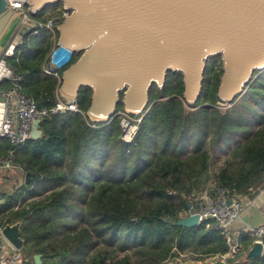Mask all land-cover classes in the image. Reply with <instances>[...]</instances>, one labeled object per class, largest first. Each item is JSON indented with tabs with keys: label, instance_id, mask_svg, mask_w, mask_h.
Segmentation results:
<instances>
[{
	"label": "trees",
	"instance_id": "1",
	"mask_svg": "<svg viewBox=\"0 0 264 264\" xmlns=\"http://www.w3.org/2000/svg\"><path fill=\"white\" fill-rule=\"evenodd\" d=\"M46 9L33 16L44 20ZM50 46L51 33L34 28L10 60L21 76L22 92L39 107L56 102L57 79L43 74L41 64ZM217 60L221 56L206 62L194 103L182 97L180 73L168 71L162 88L153 84L150 106L129 143L121 139L118 114L106 122L86 116L88 87L78 92V111L40 120L41 135L15 151L14 163L28 180L12 192H0L3 223L20 222L23 264H34L35 254H41V264H158L173 248L203 254L226 251L223 236L207 227V221L192 227L176 224L187 214V203L196 205L188 197L206 186L207 144L210 150L231 147V161L218 174L219 185L240 193L263 180L264 70H256L243 96L221 111L214 106L221 101L217 87L222 65L215 70ZM119 110H124L121 102ZM12 148L0 137V155ZM30 197L37 198L16 208ZM241 240L245 247L250 243L245 234ZM100 245L102 249L91 253ZM117 250L128 252L115 258ZM229 264H264V254L250 261L237 257Z\"/></svg>",
	"mask_w": 264,
	"mask_h": 264
},
{
	"label": "water",
	"instance_id": "2",
	"mask_svg": "<svg viewBox=\"0 0 264 264\" xmlns=\"http://www.w3.org/2000/svg\"><path fill=\"white\" fill-rule=\"evenodd\" d=\"M21 1L33 14L60 1L70 9L58 26L59 42L80 55L62 70L59 91L76 99L80 88L88 87L86 116L92 122L113 118L119 102L126 111L143 112L150 87L162 88L168 71L182 75L184 101L196 102L206 60L212 56H221L217 95L226 102L243 94L256 70H264V0ZM32 30L21 10L0 0V59L12 56ZM39 122H33L32 139L41 135ZM25 177L27 181V173ZM198 220L199 214L192 213L176 224L192 227ZM2 233L17 249L24 246L20 222L5 224ZM260 256L262 245L256 242L245 260ZM33 260L41 264V254Z\"/></svg>",
	"mask_w": 264,
	"mask_h": 264
},
{
	"label": "built area",
	"instance_id": "3",
	"mask_svg": "<svg viewBox=\"0 0 264 264\" xmlns=\"http://www.w3.org/2000/svg\"><path fill=\"white\" fill-rule=\"evenodd\" d=\"M8 1L12 9L23 12V18L32 24L33 29L44 28L51 33L52 42L42 64V72L57 79V88L55 104L51 107H39L31 96L22 92L19 84L21 76L7 58L11 56H7L5 60L0 59V83L8 82V86H0V97L3 98V106H0V137L7 138L13 147L6 154L0 155L1 173H11L18 168L23 171L22 167L14 163L15 151L31 138L33 122L36 119L41 120L44 117L67 110L78 111L76 99L67 98L61 95L59 91L61 85L60 71L71 62L74 55L73 50H69L59 42L58 35L59 23L70 14V9L62 4L57 16L59 21L52 18L38 20L30 16L29 12L32 11H28L21 0ZM121 114L123 115L120 120L121 139L129 143L138 129L142 116H139V113L126 110H123ZM194 201L196 205L194 208L188 209V214L198 213L199 223L207 221V227L218 230L224 238L226 251L215 254L191 253L189 263L176 262L175 264H204L218 259L222 260L224 264H229L231 259L238 256L245 259L247 251L256 242L261 243L262 255L264 254V222L242 223L240 226H236L247 205L253 203L252 198L243 200L238 193L216 184L213 188L197 194ZM3 227L4 225H0V264H22L20 249L14 247L6 239L2 233ZM243 234L250 238V243L246 247L241 240ZM179 254L181 255V253Z\"/></svg>",
	"mask_w": 264,
	"mask_h": 264
},
{
	"label": "rangeland",
	"instance_id": "4",
	"mask_svg": "<svg viewBox=\"0 0 264 264\" xmlns=\"http://www.w3.org/2000/svg\"><path fill=\"white\" fill-rule=\"evenodd\" d=\"M61 8H62V6L58 7L57 5L48 6L47 9H46V12L44 13V15H45V19L44 20H46L48 18L56 19L57 16H58L59 11L61 10ZM28 11H29V9H28ZM29 13L34 15L32 12H29ZM31 17H34V18H36L38 20H42V19H39V18H37L35 16H31ZM51 42H52V35H51ZM49 49H48V51H49ZM48 51H47V53H48ZM47 53H46V55H47ZM46 55H44V58H43L41 64H43ZM12 59H13V57H10L9 61L12 60ZM221 65H222V60H221V62L219 60H217L215 62V64H214V69L217 70ZM242 96H243V94L240 95L238 97V99L241 98ZM238 99L234 103H232L230 101L226 102V101H223V100L217 101L214 106L218 107L219 110L224 111L227 108H229L230 106H232L233 104H235L238 101ZM202 105L207 106V105H209V103L208 102H204ZM147 106H150L149 103H148ZM186 107L188 109H192L193 108L191 106H188L187 104H186ZM147 108L143 112H140L139 116L140 115L143 116L145 114V112L147 111ZM122 112H123V110L122 111L119 110L118 117L120 118V120H121V117H123V115L121 114ZM120 120H119V122H120ZM121 135H122V132H121ZM208 137H209V140H210V135ZM206 147L208 148V152H209V156H210L209 157L207 183H206V186L203 189L197 191L194 195H190L188 197V199L190 201L191 200L194 201L197 194H199L201 192H204V191H207V190L213 188L216 184H218L217 183L218 182V174H219L220 170L223 167H225L231 161V157H230L231 147L225 146L223 148L222 147L216 148L215 150H212V149L210 150L209 144H207ZM185 154H187V153H185ZM24 174H25L24 170L22 171V170H20V168H18L17 170L11 171V173L10 172H5V173H1L0 172V192H12L15 188H17L18 186L23 184L24 183V178H25ZM262 190H264V176H263V180L260 183L249 187L246 190V192H240V193L237 192V193L241 196V198L243 200H249L250 198L254 197L257 193H260ZM34 198H37V197L27 198L25 201H23L16 208H18V207H20V208L27 207L28 204H30V202H32V200H36ZM39 198H41V197H39ZM1 203H2V201H0V204ZM187 214H188V212H187ZM187 214L183 213L181 217H184ZM1 216H4V215L2 214ZM1 216H0V225H5L3 223L4 219L2 220ZM79 227H82V226L79 225ZM57 241H60V240H57ZM99 248L102 249L103 245L98 246L91 253H95ZM24 251L25 250L23 248L20 249V253L22 255H23ZM199 251L201 252V250L180 252V251L176 250L175 248H173V249H171L169 254L166 256V258L161 260L158 264H175L176 262L177 263L178 262L189 263V261H191V258H190L191 257V253L192 254H200ZM127 252H128V250H124V251L117 250V251H115L113 253V255H114L115 258H118V257H121L123 254H125ZM178 252L181 253V255ZM238 258H240V257L238 256Z\"/></svg>",
	"mask_w": 264,
	"mask_h": 264
},
{
	"label": "crops",
	"instance_id": "5",
	"mask_svg": "<svg viewBox=\"0 0 264 264\" xmlns=\"http://www.w3.org/2000/svg\"><path fill=\"white\" fill-rule=\"evenodd\" d=\"M252 199L253 203L247 205L236 226H240L242 223L256 224L264 222V190L257 193Z\"/></svg>",
	"mask_w": 264,
	"mask_h": 264
},
{
	"label": "flooded vegetation",
	"instance_id": "6",
	"mask_svg": "<svg viewBox=\"0 0 264 264\" xmlns=\"http://www.w3.org/2000/svg\"><path fill=\"white\" fill-rule=\"evenodd\" d=\"M210 58H208L207 60H206V62L209 60Z\"/></svg>",
	"mask_w": 264,
	"mask_h": 264
},
{
	"label": "clouds",
	"instance_id": "7",
	"mask_svg": "<svg viewBox=\"0 0 264 264\" xmlns=\"http://www.w3.org/2000/svg\"><path fill=\"white\" fill-rule=\"evenodd\" d=\"M74 52V51H73ZM75 54V53H74Z\"/></svg>",
	"mask_w": 264,
	"mask_h": 264
}]
</instances>
